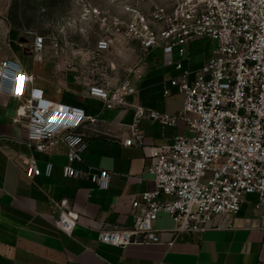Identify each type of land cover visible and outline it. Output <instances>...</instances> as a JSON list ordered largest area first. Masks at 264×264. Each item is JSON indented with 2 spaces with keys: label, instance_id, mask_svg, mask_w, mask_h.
I'll list each match as a JSON object with an SVG mask.
<instances>
[{
  "label": "built area",
  "instance_id": "obj_1",
  "mask_svg": "<svg viewBox=\"0 0 264 264\" xmlns=\"http://www.w3.org/2000/svg\"><path fill=\"white\" fill-rule=\"evenodd\" d=\"M153 17L152 22L144 18L131 21L127 32L139 41L145 55L160 51L163 64L177 71L164 83L163 95L174 89L182 93V110L171 115L130 102L137 88L129 75L115 85L95 82L88 89L105 108H134L125 145L143 144L140 124L144 119L166 125L179 119L185 122V130L172 142L147 153L156 157L148 169L155 186L132 201V224L97 230L99 241L121 247L132 243L170 247L180 233L219 228L221 218L237 213L251 194L257 196L256 208L264 206V0H210L201 9L171 13L158 6ZM197 39L211 41L213 48L193 68L189 50ZM6 45L10 48L11 41ZM19 45L23 48L24 43L20 40ZM110 46L108 37L98 39L88 59L95 63L97 55ZM45 48L44 36L35 35L30 50L40 53ZM17 77L21 78L19 94ZM35 78L18 54L4 51L0 43V98L20 101L14 121L27 119L28 145L37 151H53L63 143L67 156L63 175H86L97 187L108 189L111 173L107 169L82 171L73 166L83 161L88 147L81 128L85 121L97 118L80 106L49 99L35 85ZM52 116L57 117L55 122H50ZM22 160L26 177L42 173L33 155H24ZM52 170L53 163L47 162L45 174L51 175ZM55 203L60 208L55 225L72 234L79 213L65 199ZM160 213L173 220L172 228L155 227ZM165 233L170 234L168 240L163 239Z\"/></svg>",
  "mask_w": 264,
  "mask_h": 264
},
{
  "label": "crops",
  "instance_id": "obj_2",
  "mask_svg": "<svg viewBox=\"0 0 264 264\" xmlns=\"http://www.w3.org/2000/svg\"><path fill=\"white\" fill-rule=\"evenodd\" d=\"M121 48L128 55L126 62L106 51L97 55L95 63L88 57L56 64L41 58L25 66L46 97L80 106L97 118L84 122L81 130L88 147L83 161L73 166L82 171L107 169L111 173L108 189L97 187L86 175L65 177V145L59 143L53 151L31 148L27 119L14 121L20 101L0 98V264H264V206L256 208L255 194L247 196L237 213L222 217L221 227L180 233L170 247L166 243L121 247L98 240L100 228L132 224V201L155 186L148 169L156 157L147 153L185 130L182 119L174 125L144 119L140 124L143 144H123L130 135L134 108H105L100 99L88 94L92 83L115 85L129 75L125 69L134 65L129 76L137 90L129 96L130 102L174 115L182 110L183 94L174 89L163 95L164 83L177 71L163 64L160 51L145 55L138 48L137 59H131V43L126 41ZM24 155L36 158L39 176L26 177ZM47 162L53 163L51 175L44 172ZM62 199L79 213L72 234L55 225L60 216L55 201ZM173 224L165 213L155 221L160 230ZM169 238L170 234H163L164 240Z\"/></svg>",
  "mask_w": 264,
  "mask_h": 264
},
{
  "label": "rangeland",
  "instance_id": "obj_3",
  "mask_svg": "<svg viewBox=\"0 0 264 264\" xmlns=\"http://www.w3.org/2000/svg\"><path fill=\"white\" fill-rule=\"evenodd\" d=\"M209 1L0 0V43L4 51L13 50L24 66L29 68L36 59L40 61L41 58L47 59L49 64H56L89 57L97 40L108 37L111 49L107 53L111 52L113 57L126 62L128 55L121 46L126 41L131 43V51L134 52L131 59H137L140 48L139 41L127 32L131 21L144 18L152 22L158 6H164L167 13H171L177 9H201ZM35 35L44 36L45 52L33 53L30 50ZM20 40L24 43L23 48L19 45ZM8 41H11L10 48L6 45ZM212 48L213 43L208 40L191 42L189 52L192 67L202 64L211 54ZM133 66L126 68L125 73H133ZM112 67L115 68L114 64Z\"/></svg>",
  "mask_w": 264,
  "mask_h": 264
},
{
  "label": "snow or ice",
  "instance_id": "obj_4",
  "mask_svg": "<svg viewBox=\"0 0 264 264\" xmlns=\"http://www.w3.org/2000/svg\"><path fill=\"white\" fill-rule=\"evenodd\" d=\"M20 80H21V78L20 77H17V89H18L17 94H19ZM56 119H57L56 116H52L50 118V122H55Z\"/></svg>",
  "mask_w": 264,
  "mask_h": 264
}]
</instances>
